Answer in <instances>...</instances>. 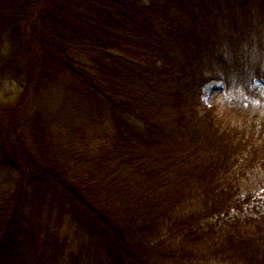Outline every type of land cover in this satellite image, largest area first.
Returning a JSON list of instances; mask_svg holds the SVG:
<instances>
[{"label":"trees","instance_id":"1","mask_svg":"<svg viewBox=\"0 0 264 264\" xmlns=\"http://www.w3.org/2000/svg\"><path fill=\"white\" fill-rule=\"evenodd\" d=\"M262 56L264 0H0V264H264V114L202 100Z\"/></svg>","mask_w":264,"mask_h":264},{"label":"rangeland","instance_id":"2","mask_svg":"<svg viewBox=\"0 0 264 264\" xmlns=\"http://www.w3.org/2000/svg\"><path fill=\"white\" fill-rule=\"evenodd\" d=\"M263 59L264 56L259 59V65L260 68L264 69ZM255 86L258 89V99L263 101L262 106L259 105L257 100L253 101L246 93L240 92L236 84L231 87V90L225 91L220 81L209 82L203 87L202 100L207 106L212 108L218 121H240L249 114L250 110L264 114V82H255ZM260 183L261 175H253L245 182L243 192L249 191L253 193L255 197L261 198L264 203V190L261 188Z\"/></svg>","mask_w":264,"mask_h":264}]
</instances>
